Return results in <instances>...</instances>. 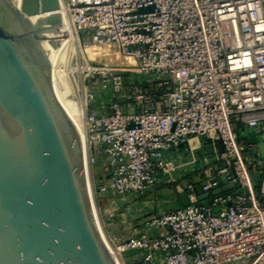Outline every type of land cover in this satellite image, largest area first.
Instances as JSON below:
<instances>
[{"label": "built area", "instance_id": "1", "mask_svg": "<svg viewBox=\"0 0 264 264\" xmlns=\"http://www.w3.org/2000/svg\"><path fill=\"white\" fill-rule=\"evenodd\" d=\"M59 4L61 26L73 28L95 46L114 48L125 60L82 66L87 72L86 168L90 171L102 156L107 159L104 180L88 177L92 196L143 194L161 176L178 182L182 164L168 152L184 144L194 161L192 140L201 137L213 145L214 155L201 189L210 192L219 186L218 177L227 175L241 191L205 203L193 181L177 185L190 203L151 219V226L165 230L162 235L118 245L107 238L118 263L124 264L123 250L139 248L140 264H264V206L234 126V119L253 128L264 125V0ZM125 73L130 74L127 86ZM135 74L145 78L140 81ZM98 91L110 96L99 102ZM253 167H261L264 192V160Z\"/></svg>", "mask_w": 264, "mask_h": 264}, {"label": "water", "instance_id": "2", "mask_svg": "<svg viewBox=\"0 0 264 264\" xmlns=\"http://www.w3.org/2000/svg\"><path fill=\"white\" fill-rule=\"evenodd\" d=\"M59 8V0H0V264H119L90 193L81 135L58 99L42 44L44 24L60 28L62 18L31 20ZM238 139L264 158L256 132ZM218 179L213 191L197 187L200 201L239 191L227 175ZM181 201L190 203L187 192ZM140 253L130 248L120 257Z\"/></svg>", "mask_w": 264, "mask_h": 264}, {"label": "crops", "instance_id": "3", "mask_svg": "<svg viewBox=\"0 0 264 264\" xmlns=\"http://www.w3.org/2000/svg\"><path fill=\"white\" fill-rule=\"evenodd\" d=\"M96 94L99 102H101L103 96H110V93L107 92L98 91ZM253 132L258 134L259 141L264 142V138H261L264 137V125L258 128L245 126L240 135ZM193 140L192 145L197 147L194 151V161H191L192 155L187 146H180L168 152V155L172 159L182 164L176 174L179 179L178 182L169 183L165 177L161 176L160 180L155 185L148 188L143 194H127L128 200H133L132 207L129 210L126 209V204H124L123 201L116 202L118 201L115 200L117 193L113 191L104 195H98L99 199L103 201L100 217L107 234L106 236L111 240L113 245H118L134 237L162 235L165 230L154 228L149 222L163 212L182 206V193L177 190V185L186 186L188 182L193 181L198 183L197 186H200L203 181L200 178V174L205 172L206 176L209 175L210 164L214 161L213 145L202 137L199 140ZM241 142L246 147L250 146L251 150L256 145L250 144L244 140H241ZM97 165L99 170L95 174V179L102 181L107 176L106 157L102 156ZM127 205L130 206L129 203H127ZM159 256L163 257L164 254L160 252ZM129 258V260H126V258L123 257L124 264H140V255H132Z\"/></svg>", "mask_w": 264, "mask_h": 264}, {"label": "bare ground", "instance_id": "4", "mask_svg": "<svg viewBox=\"0 0 264 264\" xmlns=\"http://www.w3.org/2000/svg\"><path fill=\"white\" fill-rule=\"evenodd\" d=\"M17 3L20 0H15ZM53 15L60 16V11H56L53 13H45L42 15L31 17L32 22H37L41 18L50 17ZM48 33H46L47 40L43 41V46L48 53L50 61H51V74H52V82L54 85L55 92L58 96V99L64 106L65 110L70 115L72 121L76 125L81 138L84 140L85 138V107L82 100H79L78 91L76 86V81L74 80L77 77V72L82 71V67L76 64L74 61L69 62V53L72 48V42L78 40V34L76 31L69 27H65L64 25L60 28L48 29ZM44 32V31H43ZM56 40H61V45H56ZM59 42V41H58ZM74 70H71V69ZM68 79L70 81V87L64 86L63 79ZM67 80V81H68ZM74 83V87L73 84ZM84 123V127H83ZM82 140V141H83ZM194 142V140H193ZM84 147V142H83ZM88 174V168H86ZM105 235V234H104ZM121 264V263H120Z\"/></svg>", "mask_w": 264, "mask_h": 264}, {"label": "rangeland", "instance_id": "5", "mask_svg": "<svg viewBox=\"0 0 264 264\" xmlns=\"http://www.w3.org/2000/svg\"><path fill=\"white\" fill-rule=\"evenodd\" d=\"M44 26L45 27L43 28V31H44L43 33L46 34L49 32L48 29H53V28L55 29V27L57 26V22L55 20H50V21H47L44 24ZM56 45L57 46L61 45V40H56ZM72 45L73 46H72L70 53H69V56H68V58L70 57L69 62L74 61L80 67L85 66V64L87 62L99 63V62L107 61V62H112L115 64H120L121 62L125 61L124 57L119 55L118 52L114 48H109L106 46H103V47L95 46L89 38L84 37L80 34H78V40L73 41ZM74 69L72 68L71 70H74ZM86 73L87 72H85V71L84 72L78 71L77 77L74 79L76 81V86H77V91H78L77 94H78L80 101L82 100V97H83V90H84L85 81H86ZM133 77H135L136 79H138L140 81H141V79L145 78L144 76L139 75V74H135ZM67 80L65 78L63 79L64 86L70 87V81L69 80L67 81ZM129 81H130V76L127 74H123L124 86H127L129 84ZM72 85L75 89L76 86H74V83ZM116 96H117V100H119L121 102L124 100V95H123L122 91L117 92ZM103 97H105V96H103ZM84 123H85V121H84ZM84 123H83V127H84ZM83 142H84V140H83ZM243 153L246 157L247 164L249 165V168L251 169V175H252V169L254 168L253 167L254 164H257L259 159L264 160V158L259 157V156H255L250 150H245V151H243ZM98 163H96L95 165H92L90 171L88 170V177H89V179L92 177L94 182H98V180L95 179V174L99 170L98 165H97ZM258 168H261V167H258ZM254 169H256V167ZM121 196H122V198H121ZM121 196L119 194H117V196H115V200H118L116 202L123 201V203L126 204V207H127L126 209L129 210L132 207L131 205L133 203V200H131V199L128 200L129 198L127 197V194H124ZM93 200H94V204H95L96 213H97V216L99 219V223L101 225L102 230L104 231V234L107 235L105 232L101 217H100L101 206L103 205V201H101L99 199V196L97 194L93 196ZM127 203H129L130 206L127 205ZM106 240H107V238H106Z\"/></svg>", "mask_w": 264, "mask_h": 264}, {"label": "trees", "instance_id": "6", "mask_svg": "<svg viewBox=\"0 0 264 264\" xmlns=\"http://www.w3.org/2000/svg\"><path fill=\"white\" fill-rule=\"evenodd\" d=\"M125 74L130 76L129 73H125ZM143 84H145V82H143ZM234 126H235L236 132L240 135L242 129L246 125H245V123L234 119ZM262 176H263V174H262L261 168L257 167L256 169H254V168L252 169V180H253V184H254V190H255L256 196L258 197L261 205L264 206V192H263V188H262ZM200 178L202 180H205L207 178L206 173L205 172L201 173L200 174ZM194 183L196 184V186L198 185V183H196V182H194ZM213 190H211V191H213ZM240 192H241L240 190L239 191H227V192H223L222 194H225V193H240ZM213 197L214 196H211L209 199L204 200L202 202L210 203L212 201Z\"/></svg>", "mask_w": 264, "mask_h": 264}, {"label": "flooded vegetation", "instance_id": "7", "mask_svg": "<svg viewBox=\"0 0 264 264\" xmlns=\"http://www.w3.org/2000/svg\"><path fill=\"white\" fill-rule=\"evenodd\" d=\"M251 150V149H250Z\"/></svg>", "mask_w": 264, "mask_h": 264}]
</instances>
